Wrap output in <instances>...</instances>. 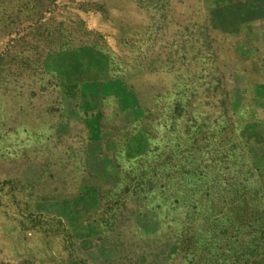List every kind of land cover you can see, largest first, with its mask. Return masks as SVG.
<instances>
[{"label":"rangeland","instance_id":"rangeland-1","mask_svg":"<svg viewBox=\"0 0 264 264\" xmlns=\"http://www.w3.org/2000/svg\"><path fill=\"white\" fill-rule=\"evenodd\" d=\"M236 3L0 0V264H264Z\"/></svg>","mask_w":264,"mask_h":264},{"label":"crops","instance_id":"crops-1","mask_svg":"<svg viewBox=\"0 0 264 264\" xmlns=\"http://www.w3.org/2000/svg\"><path fill=\"white\" fill-rule=\"evenodd\" d=\"M235 10L223 32L237 40L236 72L251 79L246 89L264 105V0H237Z\"/></svg>","mask_w":264,"mask_h":264}]
</instances>
